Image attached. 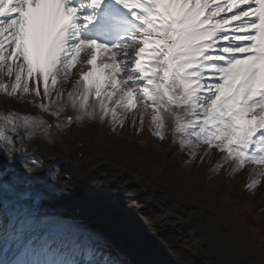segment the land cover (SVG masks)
Returning <instances> with one entry per match:
<instances>
[{"label":"snow or ice","instance_id":"obj_1","mask_svg":"<svg viewBox=\"0 0 264 264\" xmlns=\"http://www.w3.org/2000/svg\"><path fill=\"white\" fill-rule=\"evenodd\" d=\"M4 76L0 93H34L53 117L71 108L77 120L122 126L148 115L158 138L170 128L189 155L218 150L247 171V190L264 185V0H0ZM4 124L0 145L14 150L18 128L30 135L47 121L7 113ZM12 205L0 264H78L44 240L34 245L26 233L37 211ZM100 255L88 249L87 264H115Z\"/></svg>","mask_w":264,"mask_h":264},{"label":"bare ground","instance_id":"obj_2","mask_svg":"<svg viewBox=\"0 0 264 264\" xmlns=\"http://www.w3.org/2000/svg\"><path fill=\"white\" fill-rule=\"evenodd\" d=\"M2 79L5 83L11 81L6 76ZM70 80L64 83L65 89L71 88ZM69 109L70 115L76 117ZM7 113L30 119L36 115L47 121L46 125L29 128L30 135L23 127L18 128L16 135L22 139L14 150L7 144L0 145L7 153L0 155V163L6 167V173L0 175L7 181L12 177L17 191L29 187L35 192L29 199L15 203L21 211L35 209L39 216L49 213L58 221L70 218V223L79 221L84 227L92 226L95 235L109 247L129 250V254H150L157 264H264L260 258L263 243L256 239L255 243L260 244L253 247L248 239L246 242L240 236L245 228L237 219L233 223L225 206L215 203L219 192L208 193L200 187L206 174L216 169L225 183L224 189H219L224 198L226 187L248 177L246 170L234 169L233 162L224 161L218 150H195V156L202 157L204 163L200 179L192 183L180 171L178 157L168 166L157 165V158L151 162L133 152L122 138L98 139L95 123L104 120L87 117L84 126H73L68 133H52L46 130L52 120L50 114L1 93L0 128L5 126ZM130 125L133 124L126 121L121 130ZM174 140L180 144L179 137ZM190 151L186 146L185 153ZM36 158L41 159L30 162ZM52 191L56 193L51 194ZM245 195L257 197L256 202L264 206V187L247 190ZM159 198L169 203L166 212L153 209L152 201ZM10 199L11 208L17 197L0 187V203L5 205ZM171 213L175 216L169 218ZM214 224L224 232L212 228ZM263 236L258 233L259 239Z\"/></svg>","mask_w":264,"mask_h":264},{"label":"rangeland","instance_id":"obj_3","mask_svg":"<svg viewBox=\"0 0 264 264\" xmlns=\"http://www.w3.org/2000/svg\"><path fill=\"white\" fill-rule=\"evenodd\" d=\"M73 80H74V78H72L70 80V82H71L70 84H72ZM30 85H31V82H30ZM32 95H33V93L24 94L22 92H18L17 95L13 99L21 101L23 103H25L24 101H28V105L36 106V102L38 101L39 98L37 97V99H35L34 97H32ZM21 97L23 99H21ZM65 110L68 113H70L69 108H66ZM65 110L63 112H61V114H65L66 113ZM68 113H66V114H68ZM86 117L87 116H83L81 119H79L78 123L76 125H79L81 127L87 121ZM60 123L64 124V120L60 119ZM95 124H96L95 127L99 129V130H97L98 132L96 133L98 139L109 138L110 140L114 141L115 139H113V137L116 138V136H117L119 138H122L124 140L123 142L128 143V145L132 148L133 152L138 153V154H142L143 156H145L149 160H153V159L157 158V162L158 161L163 162V165L168 166L172 159L178 157L179 160L177 162V165H178V167H180V171H182L183 169H184V171L185 170L188 171L189 170L188 165L190 162L191 163L193 162L199 168L201 167V164L204 163L202 157L198 158L195 155H189V152H187V155H185L186 146H182L181 144H179V142L177 140H176V142L173 140L174 135H173V132L171 131L170 128L165 129L163 139L158 138L155 134V131H154V125H152L151 119L148 115L144 116V119L142 122L135 124V125H130V127H128L127 129L124 128L123 130H121L120 126H112L110 121H108V123H105V124L109 125L108 127L107 126L104 127L105 125H103L104 124L103 122L102 123L98 122ZM107 128H109V130ZM148 128H149V131L152 130L153 136H155V138L158 139L160 142L158 145V142H156L155 139L153 142H150L151 140L148 141V144L150 143L149 146H154V143H155V147H157V146L160 147V148L159 147L157 148L158 149L157 154L154 152L156 150H154V151L150 150L149 151V149H147V147H146L147 142L143 143V141H142L143 139L145 140L146 138H149V136H148L149 131H147ZM109 131H111V133ZM146 131L148 133H146ZM118 132H120V133H118ZM141 144H143V146ZM159 158H161V159L159 160ZM196 166L191 164V170L190 171L192 172V174H189L190 176H188L189 181L192 183H194L198 178H200V175L203 173L202 170H199V177L195 179V177L198 175V170H196V168H195ZM184 175H185V173H184ZM206 176L207 177L203 178L204 181L202 183V187L206 188L208 193L212 192L213 190H215V192H219V193H217V195H219L218 196L219 198L215 200V203L220 206V204L218 202V200L221 198L220 197L221 193H220L219 189L220 188L224 189L225 183L221 182L220 177L217 174V170L210 171V174H206ZM212 179H214L213 183H212ZM248 179H249V177H244L243 179H238V180L234 181V183L231 185V187L235 188L234 189V190H236L235 193H234V190L232 188L226 187V188H228V193L226 195H224V198L220 199V203L223 205L230 203L232 200L231 196L233 194H234L233 201L235 199L240 200L239 201L240 204H238L236 202L235 203L231 202L230 204L225 206V208L227 209V212L229 213V211H230V215L228 217L233 221V223H235V221H236L235 219H237V221L240 224H244V223H246V221L248 222V224H250V225H246V224L243 225V228H245V230H244V233H240V236L243 237L245 240L248 239V241L251 243V245L253 247H257L258 244L263 243V244H261V248H260L261 249L260 250V258L264 259V236L262 239L258 238V233H262V235H264V206H261L260 203L256 202L257 197H255V196H248L247 197L245 195L247 192L246 186H247ZM215 181H216V183H215ZM261 187H264V185H262ZM189 199L191 200L192 197L189 196ZM155 203L156 202L153 201L154 206L157 207V209H158L159 205H157ZM232 212H233V215H231ZM253 212L258 213V215H257L258 220L254 217V214H252ZM124 223L127 224V222H124ZM211 227L214 229H217V230L220 229V230H222V232H224V229H222L221 226L217 227L216 224L211 225ZM169 229L170 228L165 229L164 231H168ZM247 230H248V233L250 235L247 233ZM255 239H257V242H260V243L256 244ZM246 242H247V240H246ZM117 250H120V249H117ZM104 257L105 256L101 253L99 258L101 260H103ZM130 258L132 259L130 261L131 264H135V263L138 264L139 263L138 257L131 255ZM108 259L110 260L111 258H108Z\"/></svg>","mask_w":264,"mask_h":264}]
</instances>
